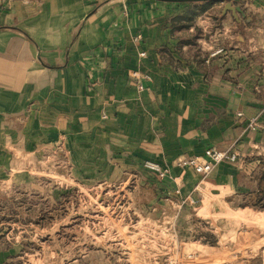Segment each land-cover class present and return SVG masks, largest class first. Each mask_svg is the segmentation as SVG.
Masks as SVG:
<instances>
[{
	"label": "crops",
	"instance_id": "obj_1",
	"mask_svg": "<svg viewBox=\"0 0 264 264\" xmlns=\"http://www.w3.org/2000/svg\"><path fill=\"white\" fill-rule=\"evenodd\" d=\"M78 94L120 107L134 140L158 147L154 161L236 149L202 181L170 167L200 203L213 190L229 205L262 194L247 159L264 146V0H0V128Z\"/></svg>",
	"mask_w": 264,
	"mask_h": 264
},
{
	"label": "rangeland",
	"instance_id": "obj_2",
	"mask_svg": "<svg viewBox=\"0 0 264 264\" xmlns=\"http://www.w3.org/2000/svg\"><path fill=\"white\" fill-rule=\"evenodd\" d=\"M96 106L46 98L43 112L0 128V264H264V188L200 203L172 177L178 160L154 161L158 147L134 140L120 107ZM247 163L264 179V146ZM191 199L195 210L179 204Z\"/></svg>",
	"mask_w": 264,
	"mask_h": 264
},
{
	"label": "built area",
	"instance_id": "obj_3",
	"mask_svg": "<svg viewBox=\"0 0 264 264\" xmlns=\"http://www.w3.org/2000/svg\"><path fill=\"white\" fill-rule=\"evenodd\" d=\"M239 153L232 147L218 148L215 146L206 147L202 153L180 158L178 162L182 167L191 168L203 178L212 170L215 164L220 162H236ZM152 169L158 170L156 164H150Z\"/></svg>",
	"mask_w": 264,
	"mask_h": 264
},
{
	"label": "water",
	"instance_id": "obj_4",
	"mask_svg": "<svg viewBox=\"0 0 264 264\" xmlns=\"http://www.w3.org/2000/svg\"><path fill=\"white\" fill-rule=\"evenodd\" d=\"M235 10L239 11L240 10L239 6H236L235 7Z\"/></svg>",
	"mask_w": 264,
	"mask_h": 264
}]
</instances>
